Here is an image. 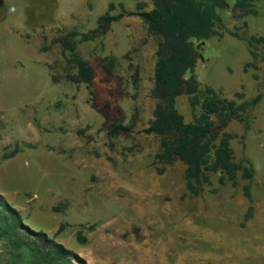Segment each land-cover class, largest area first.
<instances>
[{"label":"rangeland","instance_id":"1","mask_svg":"<svg viewBox=\"0 0 264 264\" xmlns=\"http://www.w3.org/2000/svg\"><path fill=\"white\" fill-rule=\"evenodd\" d=\"M139 1L146 11L154 8L153 0H0V195L29 237L39 232L50 246L62 245L72 264H264V96L243 123L222 128L237 136V160L252 162V182L239 175L237 187L220 186L213 175L212 185L191 197L182 163L159 174L161 138L145 130L157 105L152 90L161 39L137 16L94 40L81 37L100 16L119 14L122 6L136 11ZM235 2L221 11L223 25L241 28L246 40L226 34L206 41L196 74L222 97L243 90L251 100L264 93V45L259 54L247 43L264 36V0H256L258 15L246 19ZM73 32L80 34L74 53L52 43ZM73 55L91 64V89L65 79L66 70L74 72ZM105 59L114 61L113 72ZM249 62L259 70L245 73ZM177 106L191 122L185 94ZM106 114L126 127L114 148L103 128ZM14 258L0 242V264ZM17 262L37 264L26 250Z\"/></svg>","mask_w":264,"mask_h":264},{"label":"trees","instance_id":"2","mask_svg":"<svg viewBox=\"0 0 264 264\" xmlns=\"http://www.w3.org/2000/svg\"><path fill=\"white\" fill-rule=\"evenodd\" d=\"M153 5L152 10L146 11V3L139 1L136 11L130 12L122 6L119 14L106 13L100 16L97 27L81 35L82 41L88 42L107 34L113 24L125 17L141 18L149 32L161 39L156 53L152 90L157 105L153 119L145 130V133L161 138L160 151L155 155L157 164L163 166L158 168V173L163 174L167 166L182 163L185 166L184 179L191 197L201 195L206 186H211L213 175H219L220 186L231 184L237 187L239 175L242 180L252 182L255 178L252 162L246 158L237 160L232 147V141L237 136L223 131L222 128L232 121L243 123L246 114L261 102L264 93L248 100L242 90L236 92L233 99H228L210 86L203 88L196 74L206 41L214 37L223 38L226 34L241 41L246 40L239 33L241 28L237 27L233 32L223 25L221 11L231 8L229 0H153ZM234 9L240 12V19L257 16L259 13L256 0H236ZM247 26L245 22L243 27ZM77 36L80 34L73 32L54 39L52 43L59 44L64 51L74 53L76 46L73 38ZM247 43L260 54L259 46L264 45V36H253ZM260 55L264 58V52ZM69 65L74 72L66 70L65 79L77 85H87L91 89L94 80L91 64L73 55ZM103 65L108 72H113L114 61L105 59ZM250 69L258 71L259 67L256 63H246L244 72L247 73ZM254 79L259 80V76L254 75ZM59 80L60 77H53L54 82ZM183 94L187 96L192 111L191 122L186 121L177 106L178 98ZM93 95L94 92L91 91V96ZM103 128L111 140V148L115 146L112 140L126 130L124 121L111 122L109 114L105 115ZM218 192V189L211 191L212 194ZM244 195L246 198L251 197L249 185L244 187ZM252 212L251 207L245 222L252 218ZM24 228L21 216L0 195V242L12 248L14 264H20L17 258L22 250H26L37 264H72L70 251L62 245L50 246L39 232H33L29 237ZM39 244L46 250L41 252Z\"/></svg>","mask_w":264,"mask_h":264},{"label":"crops","instance_id":"3","mask_svg":"<svg viewBox=\"0 0 264 264\" xmlns=\"http://www.w3.org/2000/svg\"><path fill=\"white\" fill-rule=\"evenodd\" d=\"M247 18V17H246ZM246 18H243V19H246Z\"/></svg>","mask_w":264,"mask_h":264}]
</instances>
